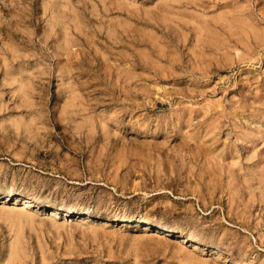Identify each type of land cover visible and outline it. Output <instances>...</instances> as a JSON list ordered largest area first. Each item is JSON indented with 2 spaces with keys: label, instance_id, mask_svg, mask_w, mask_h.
<instances>
[{
  "label": "rangeland",
  "instance_id": "374dc122",
  "mask_svg": "<svg viewBox=\"0 0 264 264\" xmlns=\"http://www.w3.org/2000/svg\"><path fill=\"white\" fill-rule=\"evenodd\" d=\"M0 264H264V0H0Z\"/></svg>",
  "mask_w": 264,
  "mask_h": 264
},
{
  "label": "bare ground",
  "instance_id": "6f19581e",
  "mask_svg": "<svg viewBox=\"0 0 264 264\" xmlns=\"http://www.w3.org/2000/svg\"><path fill=\"white\" fill-rule=\"evenodd\" d=\"M27 201H28L27 198H25V200H23V202H25V203H26ZM53 213L56 214L57 211L54 210ZM79 218H80V217H79ZM123 220H124V219H123ZM146 228H147V227H146Z\"/></svg>",
  "mask_w": 264,
  "mask_h": 264
}]
</instances>
